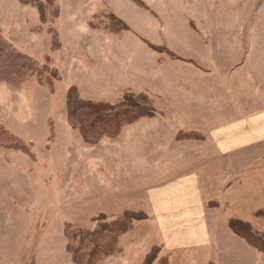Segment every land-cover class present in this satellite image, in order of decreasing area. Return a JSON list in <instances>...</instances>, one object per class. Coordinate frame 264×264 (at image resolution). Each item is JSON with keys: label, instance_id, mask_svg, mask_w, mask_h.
<instances>
[{"label": "rangeland", "instance_id": "1", "mask_svg": "<svg viewBox=\"0 0 264 264\" xmlns=\"http://www.w3.org/2000/svg\"><path fill=\"white\" fill-rule=\"evenodd\" d=\"M40 1L43 5L37 7L32 2L0 0V34L39 65L57 73L56 79L42 83L33 78L19 86L0 82V124L20 137L23 147L0 146V264H74L75 252L87 237L75 241L76 225L89 235L115 224L126 232L119 237L116 251L97 264L105 259H111L110 264H204L216 248H208L204 255L191 250L167 256L162 251L144 189L152 180L167 175L159 174V167L148 174L141 167L142 154L129 156L130 150L146 153L151 146L162 144L159 139L170 128L154 123L150 127L155 129L153 135L135 130L121 142V131L114 139L103 137L90 144L68 117L70 109L88 101L86 98L108 104L127 99L135 102L133 95L151 85L161 91L160 106L173 102L171 109L182 118L195 119L200 108L178 90L177 84L190 80L184 67L196 72L214 67L222 75L227 58L238 53L239 43L240 50L243 45L246 52L250 39V48L264 54V0ZM242 32L243 38H250L241 40ZM194 54L208 62L185 60ZM247 69L242 70L243 76L251 73ZM260 69L264 71V65ZM250 70L259 71L256 60L250 62ZM152 71L163 75L161 82L152 83V75L147 76ZM194 83L202 92L216 89L210 78L196 76ZM219 93L225 97L220 88ZM221 109L218 106L214 115L224 116ZM92 119L82 120V125ZM159 162L161 159H156L155 163ZM130 167L142 170L131 173ZM261 177L264 172H256L248 182L240 181L229 199L218 196L216 206L211 191L205 189L209 227H217L222 223L219 220L233 215L231 223L264 243V209H253L263 203ZM207 180V172L201 170L202 190L207 188ZM217 185L221 184L214 182ZM113 194L119 198L113 199ZM221 233L223 239H231L226 231ZM232 239L241 243L239 238ZM217 251L218 257L213 251L214 258L233 264L226 259L228 254ZM263 257L262 253L259 259L255 256L253 264H264Z\"/></svg>", "mask_w": 264, "mask_h": 264}, {"label": "crops", "instance_id": "2", "mask_svg": "<svg viewBox=\"0 0 264 264\" xmlns=\"http://www.w3.org/2000/svg\"><path fill=\"white\" fill-rule=\"evenodd\" d=\"M229 35L232 37L233 33ZM239 35L241 40L250 38L249 35L243 38L245 32ZM252 42L250 39L249 44L246 45L248 48L246 52L243 45L240 50L241 43H239L236 47L238 53L231 54L227 58L226 70L222 75L218 74L210 62L213 68L208 71L200 69L198 72L187 71L184 67V73L190 80L187 82L183 80L184 82L177 84L178 90L184 95L185 100H190L195 108H200L194 113L195 119L192 116L187 119L182 118L181 114L175 112L176 109H171L174 108L173 102H169L171 104L168 106H160L158 101L162 99L161 91L149 85V88L139 94H145L149 99L155 115L139 119L122 130L120 141L124 142L135 130L139 133L147 130L150 133L148 135H153L152 130L155 129L150 127L154 123L170 128V132L159 139L162 144L151 146L146 153L136 150H130L129 153L130 157L143 155L145 159L141 167L146 169V173L152 174L154 169L159 167L162 173H157L167 175L164 179L152 180L144 189L148 213L155 223L161 249L167 256L191 250L204 255L208 248H216L230 256L226 258L230 263L253 264L255 256L259 259L261 254L251 249L242 238L233 235L229 225L233 215H228L222 221L219 220L222 223L217 227L210 228L203 199V191L209 189L211 191L209 196L213 200L212 205L216 206L218 196L229 199L235 185H238L240 181L248 182L256 172H264V71L260 69L264 65V54L255 53L250 48ZM233 46L235 45L233 44L231 49ZM185 60L208 62L207 58H200L198 54L190 55ZM254 60L258 62L257 73L250 70V62ZM181 62L187 64L186 61ZM234 62L240 64L233 65ZM245 68H248L247 70L251 73L243 76L241 72ZM147 76L151 78L152 83L156 80L161 82L163 78V75L153 71L147 73ZM196 76L210 78L216 89L200 91L199 86L194 83ZM219 88L224 91L225 97L218 94ZM122 93L125 94L124 91ZM81 99L84 98L81 97ZM86 99L92 102H104L99 98ZM218 106L224 111V116H219L220 118L214 115ZM170 119L173 121H169ZM183 132L199 134L203 139L179 138L178 135ZM126 152L128 153L127 150L125 154ZM121 154L124 155V153ZM156 159H161V162L156 164ZM141 170L132 168L131 173H138ZM201 170L207 172L208 179L207 188L203 190L200 182ZM214 176L217 181H214ZM261 180L263 184L261 188L264 189V177H261L259 181ZM214 182L221 185L214 186ZM109 185L111 186V184H104L110 187ZM256 187L257 184L254 188ZM111 197L119 198L116 194ZM101 198H103L102 195ZM262 200L263 203L257 204L253 209L256 211L264 209V199ZM236 218L249 221L245 218ZM223 231H226L227 237L231 239H223L221 233ZM234 237L239 238L241 243L232 239ZM217 250L214 249L208 253L204 264H226V261L219 262L218 258H214L213 251L218 257ZM110 260L105 259L99 264H110Z\"/></svg>", "mask_w": 264, "mask_h": 264}, {"label": "trees", "instance_id": "3", "mask_svg": "<svg viewBox=\"0 0 264 264\" xmlns=\"http://www.w3.org/2000/svg\"><path fill=\"white\" fill-rule=\"evenodd\" d=\"M19 2L23 4L32 2L37 7L43 5L40 0H19ZM56 74L48 66L39 65L31 56L19 51L8 39L0 34V82L10 84L11 86H19L33 78L42 83L49 78L56 79ZM133 98L135 102L129 99L109 104L92 101L79 102L73 108L69 106L68 110L71 108L68 117L69 122L73 127L77 128L81 137L87 143H97L103 137L114 139L125 126L134 124L139 119L155 115V110L145 95H133ZM137 99H140L143 104L140 101H136ZM92 117L94 119L90 121L93 122L86 123L88 124L86 126L82 125V120L85 122V119L87 121ZM74 118H76L75 121ZM91 134L93 137L89 139V135ZM178 137L188 140L203 139L201 135L193 132H183ZM19 140L18 137L0 124V146L7 147L6 145H9L14 149H22L23 147H21L22 145ZM12 143L19 144V147H12ZM231 222L229 225L233 233L247 242L249 246L264 254L263 242H258L254 237L241 232L240 225ZM117 225L115 224L99 231H91L89 235L87 232H84L81 225H76L78 226V234H75V241L80 236L83 239L85 235L87 237L85 238V242L75 252L78 261L75 258L74 264H97L102 257L116 251L119 237L123 235L122 233L126 232V230L120 231L122 226ZM64 237L67 240L69 239L66 233ZM67 252L71 253L68 249Z\"/></svg>", "mask_w": 264, "mask_h": 264}]
</instances>
